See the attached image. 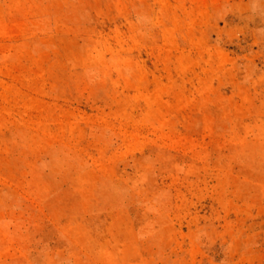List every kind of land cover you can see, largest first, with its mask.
Masks as SVG:
<instances>
[{"label": "rangeland", "instance_id": "374dc122", "mask_svg": "<svg viewBox=\"0 0 264 264\" xmlns=\"http://www.w3.org/2000/svg\"><path fill=\"white\" fill-rule=\"evenodd\" d=\"M0 264H264V0H0Z\"/></svg>", "mask_w": 264, "mask_h": 264}]
</instances>
